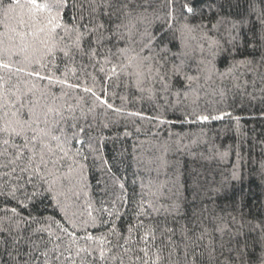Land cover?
<instances>
[{
	"label": "snow or ice",
	"instance_id": "obj_1",
	"mask_svg": "<svg viewBox=\"0 0 264 264\" xmlns=\"http://www.w3.org/2000/svg\"><path fill=\"white\" fill-rule=\"evenodd\" d=\"M244 4L230 16L219 0L207 12L196 0H0V264H264V223L257 252L243 217L189 215L174 177L142 186L127 220L129 199L94 202L89 178L96 110L122 111L106 81L173 110L189 101L191 123L231 117L198 110L201 80L221 99L264 100V0ZM225 185L213 191L227 197Z\"/></svg>",
	"mask_w": 264,
	"mask_h": 264
},
{
	"label": "trees",
	"instance_id": "obj_2",
	"mask_svg": "<svg viewBox=\"0 0 264 264\" xmlns=\"http://www.w3.org/2000/svg\"><path fill=\"white\" fill-rule=\"evenodd\" d=\"M219 2L223 3L221 11L225 15L236 16L246 8L244 0H230V4L226 0ZM196 6L204 7L207 12V0H196ZM70 15L71 10L65 19ZM220 66L223 70V60ZM106 83L110 102L122 111L103 107L96 110L93 121L96 151L88 161L94 202L123 194L129 199L125 219H132L142 186L150 180L164 182L174 177L189 215L206 207L220 216L232 213L238 221L243 217L245 236L241 239L250 245L257 244L258 252L260 233L254 226L264 223V176L260 174L264 162V100L259 99V91L255 100L232 92L221 99L214 93L218 82L201 80L198 110L206 109L212 114L230 112L231 117L200 124L183 119L189 101L173 110L166 108L162 100L142 99L122 84L117 86L118 81ZM96 87L99 94L100 84ZM133 112L140 115H130ZM157 116L165 122L153 118ZM226 149H230L228 155L221 157L220 153ZM161 156L169 162V168L167 173L161 171L158 175L155 162ZM234 169L241 177L237 181L231 180ZM222 182L229 189L227 197L213 191ZM119 184L124 185L123 190ZM233 202L237 205L235 210Z\"/></svg>",
	"mask_w": 264,
	"mask_h": 264
}]
</instances>
